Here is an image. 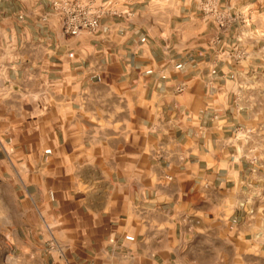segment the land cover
<instances>
[{
    "label": "crops",
    "instance_id": "1",
    "mask_svg": "<svg viewBox=\"0 0 264 264\" xmlns=\"http://www.w3.org/2000/svg\"><path fill=\"white\" fill-rule=\"evenodd\" d=\"M205 1L116 0L70 36L50 0H0L23 263L264 264V0H217L225 32Z\"/></svg>",
    "mask_w": 264,
    "mask_h": 264
},
{
    "label": "built area",
    "instance_id": "2",
    "mask_svg": "<svg viewBox=\"0 0 264 264\" xmlns=\"http://www.w3.org/2000/svg\"><path fill=\"white\" fill-rule=\"evenodd\" d=\"M115 3L116 0H50L52 10L61 15L64 31L70 36L82 32L97 33L103 16L120 14ZM203 13L206 20L211 21L221 32L230 29L238 21L236 14L220 9L217 0H206ZM239 53L234 56L236 59L241 58L242 53ZM179 90L182 91L183 87ZM125 238L130 241L135 239L132 235H126Z\"/></svg>",
    "mask_w": 264,
    "mask_h": 264
},
{
    "label": "rangeland",
    "instance_id": "3",
    "mask_svg": "<svg viewBox=\"0 0 264 264\" xmlns=\"http://www.w3.org/2000/svg\"><path fill=\"white\" fill-rule=\"evenodd\" d=\"M17 205L11 187L0 178V264H26L18 259L22 249L14 240Z\"/></svg>",
    "mask_w": 264,
    "mask_h": 264
}]
</instances>
